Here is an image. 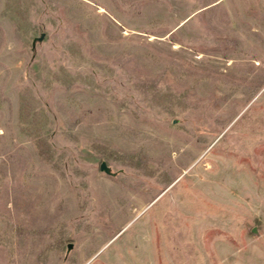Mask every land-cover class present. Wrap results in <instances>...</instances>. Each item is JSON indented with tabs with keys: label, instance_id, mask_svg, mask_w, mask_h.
I'll use <instances>...</instances> for the list:
<instances>
[{
	"label": "rangeland",
	"instance_id": "1",
	"mask_svg": "<svg viewBox=\"0 0 264 264\" xmlns=\"http://www.w3.org/2000/svg\"><path fill=\"white\" fill-rule=\"evenodd\" d=\"M0 264H264V0H0Z\"/></svg>",
	"mask_w": 264,
	"mask_h": 264
},
{
	"label": "water",
	"instance_id": "2",
	"mask_svg": "<svg viewBox=\"0 0 264 264\" xmlns=\"http://www.w3.org/2000/svg\"><path fill=\"white\" fill-rule=\"evenodd\" d=\"M41 36H42V35H40V36L38 37V39H40ZM99 168H100V170H103V171L109 172V167L106 165V163H105L104 161H101V162H100V164H99ZM252 230L254 231L255 229L253 228ZM70 246H71V244L69 243V244H68V247H70Z\"/></svg>",
	"mask_w": 264,
	"mask_h": 264
}]
</instances>
